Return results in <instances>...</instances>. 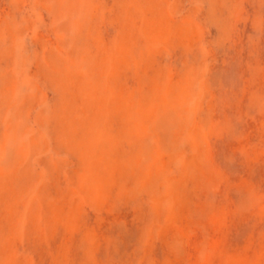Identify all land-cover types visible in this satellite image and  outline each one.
Returning a JSON list of instances; mask_svg holds the SVG:
<instances>
[{
  "label": "rangeland",
  "instance_id": "1",
  "mask_svg": "<svg viewBox=\"0 0 264 264\" xmlns=\"http://www.w3.org/2000/svg\"><path fill=\"white\" fill-rule=\"evenodd\" d=\"M0 264H264V0H0Z\"/></svg>",
  "mask_w": 264,
  "mask_h": 264
}]
</instances>
